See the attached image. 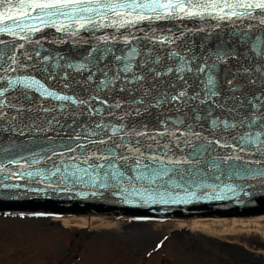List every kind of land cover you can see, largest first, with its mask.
<instances>
[{
    "label": "snow or ice",
    "instance_id": "1",
    "mask_svg": "<svg viewBox=\"0 0 264 264\" xmlns=\"http://www.w3.org/2000/svg\"><path fill=\"white\" fill-rule=\"evenodd\" d=\"M248 178L264 0H0V194L187 203Z\"/></svg>",
    "mask_w": 264,
    "mask_h": 264
},
{
    "label": "rangeland",
    "instance_id": "2",
    "mask_svg": "<svg viewBox=\"0 0 264 264\" xmlns=\"http://www.w3.org/2000/svg\"><path fill=\"white\" fill-rule=\"evenodd\" d=\"M105 219L75 228L0 216V264H264V233L256 230L220 235L179 222Z\"/></svg>",
    "mask_w": 264,
    "mask_h": 264
},
{
    "label": "water",
    "instance_id": "3",
    "mask_svg": "<svg viewBox=\"0 0 264 264\" xmlns=\"http://www.w3.org/2000/svg\"><path fill=\"white\" fill-rule=\"evenodd\" d=\"M46 34L51 35V32L48 31ZM45 47H49V45L45 44ZM62 47L67 50L70 45H63ZM262 179L264 178H248L232 182L234 185H243L250 193L247 196L243 194L232 196L230 193H226L223 199L201 198L187 203H136L131 205L115 200L110 195L103 197L79 195V191L89 190L82 187L66 193L49 191L44 194L27 190L28 187H35L36 185H26L20 190H12L8 193L0 194V214L23 213L36 215L43 213L45 216L105 215L157 221L207 217H250L264 213V186H262ZM10 182L25 184L24 181L13 180ZM225 183H229V181L226 180Z\"/></svg>",
    "mask_w": 264,
    "mask_h": 264
},
{
    "label": "bare ground",
    "instance_id": "4",
    "mask_svg": "<svg viewBox=\"0 0 264 264\" xmlns=\"http://www.w3.org/2000/svg\"><path fill=\"white\" fill-rule=\"evenodd\" d=\"M60 220L66 227L93 228L94 226L103 224L106 219L104 216H65ZM180 226L188 227L189 229H202L220 235L237 229L256 230L264 233V213L244 218H199L193 221L181 222Z\"/></svg>",
    "mask_w": 264,
    "mask_h": 264
}]
</instances>
